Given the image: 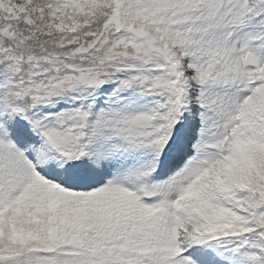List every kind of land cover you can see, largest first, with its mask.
I'll return each mask as SVG.
<instances>
[{
  "label": "snow or ice",
  "instance_id": "obj_1",
  "mask_svg": "<svg viewBox=\"0 0 264 264\" xmlns=\"http://www.w3.org/2000/svg\"><path fill=\"white\" fill-rule=\"evenodd\" d=\"M0 264H264V0H0Z\"/></svg>",
  "mask_w": 264,
  "mask_h": 264
}]
</instances>
